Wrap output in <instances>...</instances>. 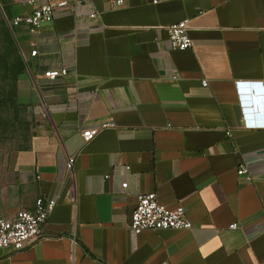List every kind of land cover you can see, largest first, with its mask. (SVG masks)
I'll return each mask as SVG.
<instances>
[{
  "label": "crops",
  "instance_id": "0c3cea01",
  "mask_svg": "<svg viewBox=\"0 0 264 264\" xmlns=\"http://www.w3.org/2000/svg\"><path fill=\"white\" fill-rule=\"evenodd\" d=\"M30 1L15 0L17 16ZM88 1L95 20L63 10L18 28L47 123L0 174V217L57 206L0 264H264V128L244 125H264V0ZM185 20L193 45L180 51L166 28ZM154 192L192 229L130 232L137 196Z\"/></svg>",
  "mask_w": 264,
  "mask_h": 264
},
{
  "label": "built area",
  "instance_id": "2783aa9c",
  "mask_svg": "<svg viewBox=\"0 0 264 264\" xmlns=\"http://www.w3.org/2000/svg\"><path fill=\"white\" fill-rule=\"evenodd\" d=\"M112 3L114 6L119 7L122 5L123 0H112ZM27 4L31 8L30 13L15 16L11 21V25L16 28L26 27L31 32H39L44 25L51 23L56 15L63 10H70L75 17L87 16L92 20L97 19L99 15L88 0H34ZM189 31L187 20L167 27L166 32L171 47L180 51L190 49L193 43ZM35 55L36 51H32L31 56ZM66 75V70H60L46 72L44 77L51 82H55ZM172 80L177 81L178 77L174 75ZM202 85L206 87L208 83L204 81ZM244 121L245 127L252 129L264 128L262 124H252L246 120ZM112 127L113 124L111 123H103L96 129L83 131L81 136L84 143H89L102 130ZM74 161V157L67 159V172H73ZM247 172L246 166L241 164L237 174L241 176L247 174ZM247 179L250 181L251 177L248 175ZM122 188L126 189L127 184H122ZM56 206V198H39L31 211L20 210L10 219L0 217V251L19 252L27 244L39 240L43 235V228ZM128 228L133 234H139L145 230L153 232L164 230L189 231L192 229V224L185 217L183 209H169L159 202L157 194L154 192L137 196V203L131 214ZM229 228L235 230L238 226L233 224Z\"/></svg>",
  "mask_w": 264,
  "mask_h": 264
},
{
  "label": "rangeland",
  "instance_id": "374dc122",
  "mask_svg": "<svg viewBox=\"0 0 264 264\" xmlns=\"http://www.w3.org/2000/svg\"><path fill=\"white\" fill-rule=\"evenodd\" d=\"M20 8L15 0H0V174L47 123L26 38L11 25Z\"/></svg>",
  "mask_w": 264,
  "mask_h": 264
},
{
  "label": "water",
  "instance_id": "95a60500",
  "mask_svg": "<svg viewBox=\"0 0 264 264\" xmlns=\"http://www.w3.org/2000/svg\"><path fill=\"white\" fill-rule=\"evenodd\" d=\"M248 97L246 101L251 106L252 110L255 111L258 105V99L256 98V95L252 89H249L248 91Z\"/></svg>",
  "mask_w": 264,
  "mask_h": 264
}]
</instances>
